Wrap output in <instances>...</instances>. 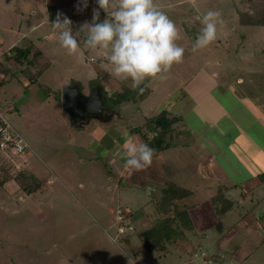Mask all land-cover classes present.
Listing matches in <instances>:
<instances>
[{"label":"rangeland","instance_id":"rangeland-1","mask_svg":"<svg viewBox=\"0 0 264 264\" xmlns=\"http://www.w3.org/2000/svg\"><path fill=\"white\" fill-rule=\"evenodd\" d=\"M36 1L0 0V58L13 46L29 43L42 53L35 59L31 56L18 69L9 67V71L0 72L4 79L0 110L29 145V150L20 155L0 150V166L10 167L12 173L25 170L42 182L31 195L13 180L0 188V264H179L180 252H173L169 244L150 247V240L156 238L158 244L164 241L159 242L163 233L158 229L173 228L185 232L201 248L196 257L180 253L183 264H208L202 252L209 264H234L226 252H218V242L228 240L232 230L244 228L254 213L257 217L253 221L264 226V184L254 180L229 186L230 173L208 157L216 155L201 135L214 134L210 139L223 137L228 142L225 129L227 124L233 127L231 122L261 127L254 119L261 120V114L264 117V26L241 24L239 13L251 11L248 3L154 0L179 29L181 39L177 43L184 47L185 54L183 62L173 65L165 80H145L140 85L144 89L141 93L131 89L130 80H118L111 74L103 50L85 51L84 58H77L68 55L59 43L51 24L57 13L72 21L75 35L85 22H92L93 9L104 12L96 0H88L82 11L77 8L80 0H49L48 12L46 6L37 8ZM209 10L219 11L223 24L218 25L217 39L211 45L193 52L192 45L202 27L200 19ZM84 36L81 32L78 41ZM239 77L244 81L241 89L237 85ZM219 81L234 84L233 89L212 93L211 88ZM76 86L86 97L101 88L109 109L89 117L80 128L74 127L73 117L62 103L64 89ZM184 87L195 90L196 99L204 100L196 111L178 100ZM107 91H128L126 96L137 101L111 106L114 103ZM141 94L148 96L141 100ZM212 101L215 108L211 109ZM167 107L191 110L180 124L186 143L154 154L148 168L153 179L147 177V169H125L124 143L128 139L144 142L132 129L145 126L148 118ZM247 137L251 143V139H257L250 134ZM210 139V145L216 143ZM253 144L241 147L237 141L238 151L244 148L242 153H247L245 160L257 155L259 144ZM259 155L238 177H255L253 168L257 175L264 171V157ZM204 166L215 169L216 178L204 176L200 172ZM156 185L161 188L150 195L148 188ZM197 198L202 205L199 202L194 207L203 210L205 205L216 221L214 227L203 230L204 234L195 228L189 208L177 209L175 205L182 199L193 203ZM119 209L125 213L127 224H133L129 217H147L156 231L139 234L135 230L120 235Z\"/></svg>","mask_w":264,"mask_h":264},{"label":"clouds","instance_id":"clouds-1","mask_svg":"<svg viewBox=\"0 0 264 264\" xmlns=\"http://www.w3.org/2000/svg\"><path fill=\"white\" fill-rule=\"evenodd\" d=\"M96 2L107 14L106 18L99 22L100 12L93 9L92 22H85L75 35L72 21L62 17V13H57L56 20L51 23L68 55L84 58L85 51L103 50L111 74L118 80H130L131 89H139L141 93L144 89L140 85L145 80H165L173 65L183 62L185 49L177 43L181 39L180 31L154 0ZM87 6L88 0H80L78 11ZM200 23L202 27L192 45L193 52L208 47L217 39L218 25L223 24L222 14L209 10ZM81 32L85 36L83 41H78ZM122 147L125 169L143 171L152 165L155 150L149 144L128 139Z\"/></svg>","mask_w":264,"mask_h":264},{"label":"crops","instance_id":"crops-1","mask_svg":"<svg viewBox=\"0 0 264 264\" xmlns=\"http://www.w3.org/2000/svg\"><path fill=\"white\" fill-rule=\"evenodd\" d=\"M48 1L49 0H39L36 1V5L39 7H42V9L44 8V6L48 5ZM48 7L46 6L44 9L48 12ZM38 10V9H37ZM33 14H36V11H33ZM47 19H49V15L48 13L46 14ZM16 32V31H14ZM24 36V35H23ZM25 39V38H24ZM30 45V43L28 44ZM18 46V45H15ZM25 46V45H24ZM14 47V46H13ZM2 58H0V62L2 61ZM18 66V67H17ZM5 67H7V69H11L12 67H15L16 69H18L19 67H22L21 65H16V64H5ZM11 67V68H9ZM31 72H29L30 74ZM31 78L35 79V75L33 73H31ZM5 77V76H4ZM214 77V76H213ZM30 78V79H31ZM238 82V83H237ZM237 85H239L238 89H241V87L244 84V81L241 77H239V79L237 80ZM218 85H214L211 89H213L214 91L212 93H215L217 90L221 89V90H227L230 91L233 89V85H229V84H222V82L219 81V83H217ZM237 87V86H236ZM80 88V87H79ZM81 90V88H80ZM183 93L178 96V100H180V103H185V106H189L191 108V110L196 111L198 108H200L202 106V104L204 103V100L202 99H196L195 96H193V93L195 92V90H190L188 89V87H184L182 88ZM240 91V90H239ZM241 92V91H240ZM108 95H110V93H108V91L106 92ZM85 95V94H84ZM86 96V95H85ZM170 96V95H169ZM88 97V96H87ZM167 98V97H166ZM211 98H214L213 96H211ZM238 99L239 96H237ZM243 98H245L243 96ZM209 99V98H208ZM242 99V98H241ZM209 101H211L209 99ZM165 103V102H164ZM214 102L212 101L211 104V109L215 108V105L213 104ZM237 109V108H236ZM166 111H168L170 114L172 115H176V116H181L182 117V121H184V118L188 117V114L191 112V110L186 109L185 107H183L181 110H178L175 107H167V109H164ZM193 111V112H194ZM254 112V111H253ZM252 112V113H253ZM175 113V114H174ZM263 114H261L260 118L259 117H255V121L259 122L260 126L258 128V126L253 125V124H248L245 126L244 124L239 125V122H231L233 124L232 126H229L227 124V127L225 129V131L227 133H229V135L227 136V138H229V141L227 142L225 140V138L222 137V140L220 138H214L210 139L209 136H212L214 134H210V135H201V140L205 143H207L208 147H210L213 150V153L216 155L214 156L213 154H211V157L208 156L210 159H213L215 162H218V164L223 165V168L225 170H227V173H230V176L228 178V183L230 184L229 186H237V184H242L244 182H252L254 180H257V171H255V169L253 168L254 172H255V177H253V175L248 176V177H244V178H240L238 177V173L239 172H245V168L249 169L251 168V160L254 161L258 158V155L261 157H264V117L262 116ZM230 122V121H229ZM182 123V122H181ZM180 123V124H181ZM179 124V125H180ZM184 129V127L180 125V128L178 129L180 131V133L178 134H173L169 139L173 140L175 142V146L177 145H181L180 142H185L184 137L185 133H182L181 130ZM246 129V131L244 130ZM263 130V131H262ZM183 131V130H182ZM250 135H254L256 136V140L251 139L252 141H254L253 143L248 142L247 140V136L248 134ZM260 133H262L263 135H261ZM95 138H99L98 134L94 135ZM214 140L216 143L213 144L215 145V148L213 145H210L208 143V140ZM237 141L241 142V147L242 146H246L253 144L255 146V144H259L257 147L258 153L257 155H252L251 157H248L247 160L244 159V154L247 153H242L244 152V148L241 149L242 152L238 151L237 148ZM257 141V143H256ZM183 143V144H184ZM243 143H246L245 145ZM212 144V143H211ZM182 146V145H181ZM256 147V146H255ZM261 147V148H260ZM172 149L169 148L165 151H168ZM161 153V152H160ZM241 160V161H240ZM240 161V162H239ZM244 163H243V162ZM227 162H230L229 164H227ZM171 164V163H170ZM248 165V166H247ZM167 167V166H166ZM148 173H147V177L153 179L152 175H151V170L148 169ZM170 172V171H169ZM200 172H202V174L206 177H210V178H216V175L214 174L215 169H212L211 166L208 167H203L200 169ZM217 173V172H215ZM124 175V173H123ZM198 186L200 185V183H196ZM212 187V186H211ZM152 188V187H149ZM161 188L160 185H156L153 186V191L152 194H154V192L158 191ZM230 188V187H228ZM179 205L175 204L177 206H180L182 209H186L189 208V211L191 212L190 218L191 220L195 223V228L200 232L202 231V233L204 234L205 229L208 228H212L215 226V217H213L212 214H210L207 210L205 205L202 206V209L197 210L194 206H196V204H198L200 201L197 198L196 200H194V202L192 203L190 200H179ZM193 201V200H192ZM200 206L202 205L201 202L199 203ZM199 207V206H198ZM182 209H180L182 211ZM179 211V210H178ZM256 213H254L253 216H251L253 219H248L244 224L245 227L244 228H238L235 230H232L229 234V239H225L224 241L219 240L218 242V248H219V253L221 251L226 252L227 253V257L231 260L230 263H234V264H264V226L263 225H259L256 224L253 220L256 221V217L257 215H255ZM130 220L133 222V224H135L137 227L140 228V230L136 229V232H139V234H143L145 232H151L152 231H156L155 226L153 225V222H151L147 217L143 218V217H138L137 219H134V217H129ZM263 217H261L262 219ZM154 229V230H153ZM158 232L163 233V235L161 236L159 242L163 241L165 242L168 238V231H166L165 229H158ZM185 233V232H184ZM208 235H205V238H207ZM239 237V238H237ZM190 239L194 242V240L190 237ZM114 241V240H112ZM151 244L150 247L152 248H156L158 247L157 243V239H153L150 240ZM195 244V242H194ZM196 245V244H195ZM234 245V246H232ZM201 250V248H200ZM176 251L173 249V252ZM200 252V251H199ZM181 253V252H180ZM180 253L178 254V259L182 261V263L179 264H183L184 257L182 255H180ZM140 254V253H139ZM141 255V254H140ZM175 255V254H172ZM197 256V255H196ZM194 256V257H196ZM202 256L208 261V264L210 263L208 260V257L206 256L205 252H202ZM202 257V258H203ZM173 261V259H172ZM206 261V260H205ZM185 263V262H184ZM207 264V262H205ZM170 264H176L171 262ZM186 264H193V262H186Z\"/></svg>","mask_w":264,"mask_h":264},{"label":"trees","instance_id":"trees-1","mask_svg":"<svg viewBox=\"0 0 264 264\" xmlns=\"http://www.w3.org/2000/svg\"><path fill=\"white\" fill-rule=\"evenodd\" d=\"M260 1H263V5L258 3ZM245 2L251 7V11L248 10L247 12L239 13L241 24L264 26V0H245ZM105 14L106 13L104 12L100 13L99 22H101L103 17H105ZM41 55V51L33 43L23 47L14 46L8 52L3 54L2 61L0 62V72L9 71L7 67H5V64L7 63L22 66L29 62L31 56L35 59ZM3 81L4 79L2 80V86ZM127 92L128 91H121L108 95L109 100L114 103L111 106H126L131 102H136V99L132 100L129 96H126ZM146 94L149 95L150 92H147ZM146 94H141L140 99L145 100L148 96ZM181 121V116L172 115L168 111L163 110L157 115L148 118L145 126L136 127L132 130L140 134L144 143L149 144V146L155 150V153L159 154L161 151H165L175 146V142L169 138L173 134H177L176 132L177 129L180 128L179 124ZM0 173L3 175V178L0 180V188L11 180L15 181L20 189L27 193V195L35 193V191L42 187V182L32 173L25 170L22 172L12 173L10 167L2 165L0 166ZM257 179L264 184V171L257 176ZM165 244H169L174 250L184 253L189 257L196 256L200 251V248L194 244L186 233L174 228L168 230L167 240L160 243L158 247L163 246L164 248Z\"/></svg>","mask_w":264,"mask_h":264},{"label":"water","instance_id":"water-1","mask_svg":"<svg viewBox=\"0 0 264 264\" xmlns=\"http://www.w3.org/2000/svg\"><path fill=\"white\" fill-rule=\"evenodd\" d=\"M62 103L66 111L73 117L74 127L80 128L81 123L89 117L98 116L109 111L103 100V91L96 88L88 97L84 96L78 86L66 87L62 93ZM149 194L152 195V188Z\"/></svg>","mask_w":264,"mask_h":264},{"label":"built area","instance_id":"built-area-1","mask_svg":"<svg viewBox=\"0 0 264 264\" xmlns=\"http://www.w3.org/2000/svg\"><path fill=\"white\" fill-rule=\"evenodd\" d=\"M2 80L0 77V94L2 92ZM0 150L5 153L23 154L29 150V145L22 134L17 131L9 122L3 111L0 110ZM117 222L119 225V234L128 235L129 232L135 231L133 224H127L125 219L126 215L123 210L117 211Z\"/></svg>","mask_w":264,"mask_h":264}]
</instances>
